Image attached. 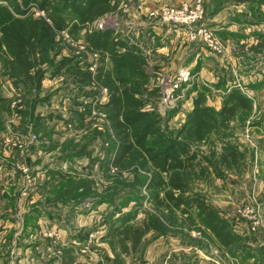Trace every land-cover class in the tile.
Instances as JSON below:
<instances>
[{
    "label": "rangeland",
    "instance_id": "374dc122",
    "mask_svg": "<svg viewBox=\"0 0 264 264\" xmlns=\"http://www.w3.org/2000/svg\"><path fill=\"white\" fill-rule=\"evenodd\" d=\"M196 1L121 0V7L116 13L95 21L89 30L93 27H112L122 40H126L124 35L133 33V23L138 25L140 22L155 28L161 26L155 15L152 16L153 11L164 7L178 8L183 4L193 5ZM202 3L207 26L216 30L218 25H231L248 36L243 37L240 43H231V54L264 49V0H202ZM0 4L8 3L0 0ZM211 12H220L218 17H221L216 18L213 25L208 16ZM27 14L45 16L34 5ZM137 30L134 29L135 34ZM62 37L65 41L59 44L58 53L52 52L42 66L46 77L39 92L24 82L23 77L10 78L5 70L6 61L0 55V92L13 101L8 105L11 114L4 115L0 123L3 127L0 132V255L5 254L0 264L3 261L33 264L35 261L51 260H60L62 264H230L233 257L200 225L196 214L186 217L177 210L169 209L164 202L160 203L165 192L159 191L158 199L155 192L149 190L151 171L137 164L123 169L114 165L113 149L108 150L114 145L116 147L118 140L107 111L98 105L99 111L92 114L93 99L87 97L80 99V105L76 104L73 97L77 90L71 75L65 72L53 75L55 67L65 58L75 57L82 64L91 65L98 60L99 54L89 50L83 40H74L66 32L62 33ZM186 42L179 38L167 45L166 52L173 53V56L178 54L180 64H185L184 57L189 51ZM228 55H224L226 67L230 66L225 61ZM158 59L161 58L153 54L144 60L147 82L154 85L142 88L141 97L146 104L144 110L153 113L151 119L168 136L172 133L170 131L185 122V112L190 107L183 106L184 98L178 100V107L165 114L159 110L160 84L164 77L171 75L151 73L160 68ZM259 62L245 59L242 70L248 66L254 67L253 70L264 69V63L257 66ZM233 67L234 74H237L238 67ZM9 82L16 95L10 96L14 91L7 85ZM194 84L188 88L191 89ZM63 85L66 88L61 89ZM90 89L97 91L96 96L103 97L100 85L90 86ZM244 92L251 95L249 90L244 89ZM185 93L187 95L186 90ZM213 93L208 94L211 99L217 98L221 91L214 88ZM65 95L72 97L67 105L63 100ZM259 98L261 106L240 115L231 123L230 130L212 135L205 143L194 146L193 149L202 150L205 160L201 166L193 167L184 178L192 195L220 210L222 216L229 220L233 231L241 235L238 245L261 247L264 246V235L250 230L241 215L245 207L252 204V199L255 203L252 208L264 221V95ZM79 109L85 115L82 121H79L83 117L78 113ZM22 111L31 114L24 127L22 123L15 124ZM177 113L183 115L175 118ZM15 126L25 132L23 137L16 135L17 144L13 142ZM34 135L38 144L30 140ZM8 138L10 142H7ZM157 141L162 146L166 144L165 139ZM226 146L237 150L241 160L237 163L231 157L224 160ZM214 166L224 171V177L215 176ZM50 170L69 174L68 177H74L72 183L75 184L60 189L62 192L57 194L60 180L58 175L51 180ZM137 174L140 178L144 177L145 182L133 187L131 184ZM45 182L47 187L43 185ZM56 199L58 201L54 203ZM40 203L45 206L46 214L39 216L37 221L26 222L24 214L32 213L35 206L42 208ZM129 211L135 212L133 222L142 225L140 221L147 219L155 222L158 228L146 231L137 246L134 249L130 246L127 251L119 242L112 244L110 233L111 226L120 223L122 213ZM103 244L112 246L113 256L96 251L94 246ZM72 245L78 246L77 252ZM18 249L19 252L16 251ZM17 256L20 257L19 262Z\"/></svg>",
    "mask_w": 264,
    "mask_h": 264
},
{
    "label": "trees",
    "instance_id": "16d2710c",
    "mask_svg": "<svg viewBox=\"0 0 264 264\" xmlns=\"http://www.w3.org/2000/svg\"><path fill=\"white\" fill-rule=\"evenodd\" d=\"M5 1L7 5L0 4V55L6 61L5 70L9 72L10 78L23 77V81L39 92L46 77L42 66L47 63L52 52L58 53L59 44L65 41L62 33L66 32L74 40H83L89 50L99 54L95 70L90 69L89 63L82 64L72 57L63 59L55 67L53 75L62 72L70 74L78 93L91 98L97 94V91L90 89L95 83L108 89L110 99L99 108L107 111L117 136L118 145L108 150L113 149L114 165L123 169L137 164L151 171L149 190L154 191L158 199L160 192H165L160 203L164 202L169 209L177 210L186 217L196 214L200 225L216 239L220 247L227 249L233 257L231 259L248 260L262 254V245L257 249L251 245H238L241 235L233 231L229 220L222 216L220 210L192 195L184 178L186 173L195 166H201L205 160L201 155L202 150L193 149L194 146L205 143L212 135L230 130L235 119L253 111L252 97L236 83L228 84L227 73L222 74L215 85L195 83L191 88V91L196 92L192 108L186 113L185 122L170 131L172 133L168 137L157 122L151 119L153 113L144 110L146 104L141 97V89L148 76L143 70L145 58L140 55L137 47L129 45L131 43L128 40H122L112 28L93 27L89 30L95 21L116 13L121 7V0ZM32 5L42 10L45 16L28 15ZM214 14L211 12L208 16ZM202 23L206 25L204 20ZM214 88L221 91L222 106L219 109L208 104L211 99L208 94H212ZM11 101L0 92V123L4 115L11 114L8 106L12 104ZM20 113L24 114V127V123L30 121L31 114L27 115L23 111ZM158 139H165V146ZM229 157L235 163L241 160L237 150L226 146L224 160ZM212 168L215 176L224 177V171L215 166ZM50 173L51 180L55 175L59 177L57 194L62 192V188L75 184L72 183L74 177H68L69 174L55 170H50ZM144 182V177L140 178L137 174L131 186H140ZM43 185L48 186L46 182ZM57 201L53 200L54 203ZM32 209V213L25 215L26 222L37 221L39 216L47 212L43 205L42 208L35 206ZM134 217V211L122 213L120 223L111 226L112 244L119 242L124 250L128 251L130 246L134 249L146 231L158 228L155 222L147 219L140 221L142 225L137 224L132 221Z\"/></svg>",
    "mask_w": 264,
    "mask_h": 264
},
{
    "label": "crops",
    "instance_id": "0c3cea01",
    "mask_svg": "<svg viewBox=\"0 0 264 264\" xmlns=\"http://www.w3.org/2000/svg\"><path fill=\"white\" fill-rule=\"evenodd\" d=\"M219 14H220V12H215V14L213 16H211V17L209 16L211 18V22H212L211 25H213L214 22L217 21L216 18H221V17H218ZM205 16H206V14H205ZM210 18H208V20H210ZM218 20H220V19H218ZM160 25L161 26H158L159 28L158 27L155 28V27H152V26H149L146 24L142 25L140 22L138 25H134V23H133V31H132L133 33H129L128 35H124V37L126 36V40L130 41V43H131V44H129V43L128 44L134 45L135 47H137L140 55L143 58H150L153 54L155 56H159L161 58V59H158V60H160V63H161L160 65H158V66H160V68L154 70L151 73H156L158 75H162V73L164 72L165 74L173 75L176 72H178L180 69H189V70H191L192 74L195 75L194 83H196V84H207V85L217 84V82L220 80V77L222 76V74L227 73V75L226 74L225 75H226V79H227L228 84L236 83L241 89H243V90L245 89L247 91L249 90L248 93L251 94L250 97H252L254 99V108H258L259 106H261L262 103H260V101H259V99H260L259 96L264 95V69L263 68H260V69L255 68L253 70L254 67L248 66V67H246L247 69L242 70L241 66L244 64L245 59L252 60V61L257 60L258 62H259V60H264V49L254 50V51L251 50L252 54L248 53V51L242 52V53L240 52L238 54L237 53L236 54L230 53V49H232L231 43L232 44L234 42L240 43V40L242 41L243 37L247 38L248 36L243 35L242 33H239V31H236V29L232 28L231 25H218V28H216V30L213 27L211 28L210 26H208L210 29H212V31L222 41V43L224 45V54L220 55V54L212 53L211 51L208 50L207 47H205L201 44H198V43L194 44L191 42H189V43L186 42L185 35L183 34V31L181 29H178L176 27H173V26L167 25V24H165V25L160 24ZM106 28H108V27H106ZM109 28H112V27H109ZM112 29H114V28H112ZM134 29H138L137 30L138 32L136 34H135ZM179 38L183 39V41L188 43V45H189V49H188L189 51L186 52V56L184 57L185 58V64H180V62L178 60V59H180V57H178V54L176 56H173V53H168L169 51L166 52L168 50L167 45H169L170 43H172V44L175 43V41L178 40ZM252 42L256 43L255 41H252ZM176 47H177V45H176ZM176 53H178V52H176ZM226 54L227 55L229 54L228 57L225 59L226 63H230L229 67H226V64L224 63V57H225L224 55H226ZM219 56H221V57L218 59ZM215 60H217V61H215ZM166 61H168V62H166ZM212 61L214 62V65H212V63H213ZM232 63H233V65H232ZM260 63H262V66H263L264 61L257 63V66ZM108 64H110V63L108 62ZM157 64H158V62H157ZM233 66L238 67L237 74H234V72H233L234 67ZM144 72L148 76V73L146 72L145 69H144ZM10 82H9V84L7 83V85H10L9 86V88H11L10 90L14 91V93H10V96H13V94L16 95V92H15V88L12 87ZM194 83H192V85ZM149 85H154V84L153 83L148 84V82H146V83H143L142 88H147V87H149ZM64 86L65 85H63L61 87V89L66 88V86L65 87ZM185 90L187 92V95H186V93L184 94L185 91H183V98L182 99L185 98V100H184L185 102H183L184 103L183 106H185V107L188 106V107H190L189 109H191L192 104H193V99L196 95V92L191 91V89H189V88H188V90L187 89H185ZM75 91H76V89H75ZM7 97H9V96H7ZM84 97H87L91 100L93 99V98H91V96H86L84 94L80 95L78 93V91H77L76 96H74L73 98L75 99L76 104L80 105L81 104L80 99L84 98ZM70 98H72L71 95L70 96L65 95V97L63 99L65 102V105H67V102ZM105 99L106 100H105L104 104H106L109 101L110 97L107 96V98H105ZM11 102H13V101H11ZM208 104L219 109L222 106L221 95L219 94V96L217 98L209 99ZM182 108L184 110V107H182ZM78 113H80V109L78 110ZM185 113H187V112H185ZM181 114L182 113H180V114L177 113L174 117L178 118L177 116L181 115ZM23 116H24V114L19 113L18 117L15 120L16 121L15 124L19 125L20 123H22L24 120ZM82 116L83 117H81V119L79 121H82L83 118L85 117V115H82ZM78 118H79V116H78ZM175 118H173V119H175ZM15 128H17V127L15 126ZM15 128H14L15 133H16L15 135H19L22 137L25 136V132L23 131V129H19V128L15 129ZM0 132H2V130H0ZM38 150H41V149H38ZM24 215H26V214H24ZM72 246H73L74 250L77 252L78 246H75V245H72ZM251 246L254 248H256V247L258 248V245H255V246L251 245ZM17 247L19 248L20 246L17 245ZM24 247L26 248V246H24ZM94 248H97L96 251H100L102 253H110L111 256H113L112 246H110L109 244L95 245ZM16 251L19 252V249ZM261 251H262V254H257L256 256L252 257L251 259L241 260L238 258H234V259H231L229 261V263L230 264H262V263L264 264V250L262 249ZM82 252H83V250H82ZM4 255L5 254L0 255V259H2ZM98 258H99V256H98ZM16 259L18 262L20 261L19 260L20 257L17 256ZM22 262H24V261H22ZM2 264H9V262L3 261ZM28 264H31V263H28ZM33 264H62V261H60V260L59 261H52L51 260L48 262L35 261ZM66 264H73V263L68 262Z\"/></svg>",
    "mask_w": 264,
    "mask_h": 264
},
{
    "label": "built area",
    "instance_id": "2783aa9c",
    "mask_svg": "<svg viewBox=\"0 0 264 264\" xmlns=\"http://www.w3.org/2000/svg\"><path fill=\"white\" fill-rule=\"evenodd\" d=\"M42 13H44L42 11ZM155 15V16H154ZM152 16L162 24L171 25L183 31L185 38L191 43H199L216 54L224 52L222 41L214 34L212 29L202 23L205 12L202 0H197L195 4H183L178 8L164 7L159 11H153ZM102 27V25H101ZM96 62L91 63L92 71L96 68ZM195 75L189 69H180L175 74L164 77L160 84V95L158 97L159 110L165 114L168 110L178 107V100L183 98V91L194 83ZM95 85H97L95 83ZM101 87L103 97L96 96L93 98L92 114L99 111L98 105L105 103V98L109 96V91L106 87ZM97 110V111H96ZM17 136H13L14 144H17ZM32 142H37L38 139L34 135L30 138ZM11 139L8 138L7 142ZM257 201V200H256ZM245 207L242 217L248 222L250 230L264 235V221L260 214H257L254 207V202ZM259 208V207H258Z\"/></svg>",
    "mask_w": 264,
    "mask_h": 264
}]
</instances>
